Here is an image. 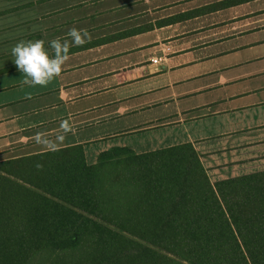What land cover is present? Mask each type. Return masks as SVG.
Segmentation results:
<instances>
[{
	"label": "crops",
	"instance_id": "obj_1",
	"mask_svg": "<svg viewBox=\"0 0 264 264\" xmlns=\"http://www.w3.org/2000/svg\"><path fill=\"white\" fill-rule=\"evenodd\" d=\"M73 27L91 39L47 85L24 84L11 49L38 39L47 49ZM128 118L140 119L85 136ZM38 133L84 150L127 146L133 133L136 152L191 142L212 181L264 169V0H0V152L52 149L11 144Z\"/></svg>",
	"mask_w": 264,
	"mask_h": 264
},
{
	"label": "trees",
	"instance_id": "obj_2",
	"mask_svg": "<svg viewBox=\"0 0 264 264\" xmlns=\"http://www.w3.org/2000/svg\"><path fill=\"white\" fill-rule=\"evenodd\" d=\"M0 264H264V169L212 181L191 142L0 159Z\"/></svg>",
	"mask_w": 264,
	"mask_h": 264
},
{
	"label": "clouds",
	"instance_id": "obj_3",
	"mask_svg": "<svg viewBox=\"0 0 264 264\" xmlns=\"http://www.w3.org/2000/svg\"><path fill=\"white\" fill-rule=\"evenodd\" d=\"M69 39H52L48 41L47 49L43 40H28L18 42L12 49L14 64L17 70L23 74V83L29 86H45L58 76L62 65L67 59L69 48L78 47L87 43L91 36L84 29L75 27L68 30ZM67 131L65 125H61ZM35 142L50 146L46 137L36 134ZM54 150V146H50ZM38 168L39 164L36 165Z\"/></svg>",
	"mask_w": 264,
	"mask_h": 264
},
{
	"label": "rangeland",
	"instance_id": "obj_4",
	"mask_svg": "<svg viewBox=\"0 0 264 264\" xmlns=\"http://www.w3.org/2000/svg\"><path fill=\"white\" fill-rule=\"evenodd\" d=\"M99 99H101V98H99ZM51 113H52V110L49 109L48 112H45V111L41 112L39 114H36L34 117H37V118L44 117V116H48L49 117L51 115ZM139 119H137V118H128L126 120H120L119 119L117 121H111V122H108V123H106L105 125H103L101 127H98V128L96 127L95 129L86 130L85 131V136L87 134V136L95 137V135L97 133L115 131V130H118V129H122V127H130V126L134 125L137 121H139ZM139 134L140 133H133V134L126 135L127 139L124 140L125 141V145L131 147L132 149H134L133 147H135V148L137 147V149H138V146H137L138 141H137V139H139L141 137ZM41 136H42V134H41ZM69 136L70 135L66 136V140H70L71 139V137H69ZM34 137H35L34 134L29 139L24 137L23 141H21V140L18 141V139H20V138H18L17 141H15V142H13L11 144L17 145V144H22L23 142H27L28 143L31 140H35ZM14 138H16V137H14ZM5 146L3 145L0 148L3 149ZM105 147H106V143H104V142H92V143L86 144L85 154H86L87 157L93 158V156L97 155L98 152H100L102 150H105ZM8 155H10V153L8 151H6V150L2 151V152H0V159H2L4 157H7ZM88 161L92 162L93 160L88 158ZM261 167H263V166H261V165L260 166H257V165L255 166L256 169H260Z\"/></svg>",
	"mask_w": 264,
	"mask_h": 264
},
{
	"label": "built area",
	"instance_id": "obj_5",
	"mask_svg": "<svg viewBox=\"0 0 264 264\" xmlns=\"http://www.w3.org/2000/svg\"><path fill=\"white\" fill-rule=\"evenodd\" d=\"M152 63L158 65L160 63V58H153Z\"/></svg>",
	"mask_w": 264,
	"mask_h": 264
}]
</instances>
